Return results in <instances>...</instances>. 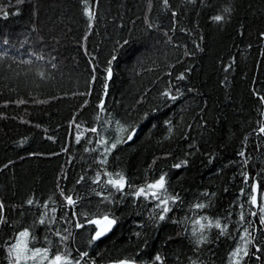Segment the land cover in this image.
I'll return each mask as SVG.
<instances>
[{
  "label": "trees",
  "instance_id": "1",
  "mask_svg": "<svg viewBox=\"0 0 264 264\" xmlns=\"http://www.w3.org/2000/svg\"><path fill=\"white\" fill-rule=\"evenodd\" d=\"M262 127L264 0H0V264H264Z\"/></svg>",
  "mask_w": 264,
  "mask_h": 264
},
{
  "label": "snow or ice",
  "instance_id": "2",
  "mask_svg": "<svg viewBox=\"0 0 264 264\" xmlns=\"http://www.w3.org/2000/svg\"><path fill=\"white\" fill-rule=\"evenodd\" d=\"M86 14L89 16V18H91L93 16V13L91 11L86 10ZM213 19L215 21H220L223 19L222 16L217 15L215 17H213ZM111 63V62H110ZM108 74L109 77L111 76V68L108 69ZM105 87H107V85H105ZM173 99H175V97H173ZM261 132H264V127H262ZM92 131H95V129H93ZM135 130H133L134 132ZM128 139H132V136L129 135ZM119 142V141H118ZM116 145L113 144L112 147H115ZM242 155V153H241ZM117 175V179H113V178H109L108 183L113 185L114 187H116L117 189L123 188L124 186V177L120 174H116ZM150 189H163L164 188V177H160V179L155 183V184H151L148 186ZM137 195H141V194H145V189H140L137 193ZM153 195L155 196L156 193L154 192ZM65 199L67 200V202L69 204L74 203V201L72 200V198L69 197H65ZM256 202V198L252 197V203ZM29 204L32 203L31 200L28 201ZM162 204H167V201H161ZM2 207V206H0ZM196 207H203V205H197ZM164 211L167 212L168 209L167 207L164 208ZM261 211H264V208L261 209ZM161 219H164L163 215L160 217ZM44 221L41 220V223H43ZM261 222L264 223V217H262ZM90 223L92 224H96L98 226V231L96 232V235L93 237V239H98L99 237L105 235L113 226V224L115 223L114 220L109 219L107 216H104L103 219H97V220H91ZM197 223H199V221H197ZM79 226V225H78ZM217 228L220 227V223L217 221L216 225ZM201 227L203 228V225H201ZM29 236V233L27 230H25L24 232H21L19 234V237L17 238V243L11 245L10 249H9V253L10 255H13L15 257V264H21V261H27L28 259H33L36 260L37 258H39L40 260H46L48 259V249H36L34 252H32V256L29 257L27 255V252L30 251L27 247V240L26 238ZM241 249H237L236 252L234 253V255H239ZM245 254L246 250H245ZM86 255V254H83ZM157 260L160 259L159 256L156 257ZM67 261V257L64 256H60V255H56L54 258L51 259L50 264H66ZM77 264H79V262H77ZM121 264H126V262L122 261Z\"/></svg>",
  "mask_w": 264,
  "mask_h": 264
},
{
  "label": "water",
  "instance_id": "3",
  "mask_svg": "<svg viewBox=\"0 0 264 264\" xmlns=\"http://www.w3.org/2000/svg\"><path fill=\"white\" fill-rule=\"evenodd\" d=\"M133 134H134V132L132 131L131 133H130V135L131 136H133ZM131 140V139H130ZM129 139H127V141L126 142H128V141H130ZM104 217V216H103ZM103 217H100V218H96V219H94V220H97V219H103ZM108 217V216H107ZM109 219H111V220H113L112 218H110V217H108ZM114 225H115V223L113 224V226L111 227V229L105 234V235H107V234H109L110 232H111V230L113 229V227H114ZM93 226L95 227V233H94V236L96 235V232L98 231V226L96 225V224H93ZM105 235H103V236H105ZM103 236H101V237H99L98 239H95L96 241H98L99 239H101ZM122 261H124V262H126V264H138V263H136V262H134V261H132V260H127V259H120V260H116V261H109V262H107V263H105V264H121V262Z\"/></svg>",
  "mask_w": 264,
  "mask_h": 264
},
{
  "label": "rangeland",
  "instance_id": "4",
  "mask_svg": "<svg viewBox=\"0 0 264 264\" xmlns=\"http://www.w3.org/2000/svg\"><path fill=\"white\" fill-rule=\"evenodd\" d=\"M19 237V236H18ZM17 237V238H18ZM17 238H16V240H15V242H14V244L15 243H17ZM31 257V256H30ZM39 259V258H38ZM33 260V259H28L27 261H21V264H42L39 260Z\"/></svg>",
  "mask_w": 264,
  "mask_h": 264
},
{
  "label": "bare ground",
  "instance_id": "5",
  "mask_svg": "<svg viewBox=\"0 0 264 264\" xmlns=\"http://www.w3.org/2000/svg\"><path fill=\"white\" fill-rule=\"evenodd\" d=\"M91 132V131H90ZM97 132V131H96ZM89 135V134H88ZM94 137H95V135H94ZM99 137V136H98ZM95 139H96V137H95ZM128 139V138H127ZM97 140V139H96ZM101 141V140H100ZM127 141V140H126ZM95 145V144H94ZM86 148V147H85ZM86 150V149H85ZM104 216H108V215H104ZM101 217H103V216H101ZM108 217H110V218H112L111 216H108ZM97 218H100V217H97ZM94 219H96V218H94ZM94 219H92V220H94ZM113 219V218H112ZM114 220V219H113ZM115 221V220H114ZM88 223H90V221L88 222ZM90 224H92V223H90ZM94 233H95V227H94V232H93V234H92V238L94 237ZM108 235V234H107ZM106 236V235H105ZM104 237V236H103ZM102 237V238H103ZM94 240V239H93ZM100 240V239H99ZM94 241H96V240H94ZM136 263H138V264H143V263H140V262H136Z\"/></svg>",
  "mask_w": 264,
  "mask_h": 264
}]
</instances>
